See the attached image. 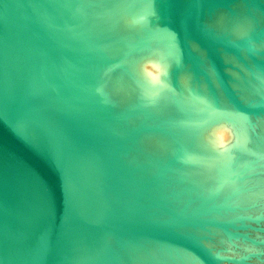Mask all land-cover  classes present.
Masks as SVG:
<instances>
[{
    "label": "bare ground",
    "instance_id": "bare-ground-1",
    "mask_svg": "<svg viewBox=\"0 0 264 264\" xmlns=\"http://www.w3.org/2000/svg\"><path fill=\"white\" fill-rule=\"evenodd\" d=\"M27 1L33 11L35 33L27 28L15 0H0V86L50 137L73 119L76 111L82 112L69 133L67 143L74 146L62 154L63 163L76 179H93L106 169L108 176L91 190L75 192L80 209L108 210L141 184V194H150L177 160L194 165L197 179L207 183L214 175L213 168L233 153L242 162L260 154L264 158V115L243 116L223 95L204 48L185 31L181 13L186 0H179L173 34L167 24L166 0ZM221 2L225 0H207L204 12ZM222 5L227 6L228 14L213 16L214 12L208 28L227 40L248 36L264 23V13L247 0ZM88 9L93 10L92 15L87 14ZM162 38L166 40L165 56L159 48L149 47ZM125 43H129L130 55L124 60L120 54ZM251 45L259 50H252V57L242 48L229 51L215 46L223 75L241 101L264 99V34ZM135 49L144 53L133 57ZM172 49L176 59L170 55ZM103 63L118 65L122 71L111 79L112 88L129 99L131 107L115 117L123 115L125 121H137L134 129L111 121L110 104L97 82V68ZM165 86L170 87L171 96ZM163 113L172 119L171 126L151 128L148 120ZM249 118L252 129L246 122ZM130 149H134L135 162L143 157L136 167L122 158ZM187 167L186 173L191 174ZM252 181L254 188L241 194L238 202L262 201L264 209V178L258 176ZM228 186L225 182L217 194ZM148 210L157 212L150 207L135 214L149 216ZM218 210L208 215L223 218V211ZM179 229L195 236L216 255L219 264H232L220 257L226 252L216 250L226 244L221 229L205 225ZM92 234L113 255L76 239L72 248L82 264H197L189 252L163 241L110 231ZM111 242L124 252L113 248ZM144 243L159 250L148 249Z\"/></svg>",
    "mask_w": 264,
    "mask_h": 264
},
{
    "label": "water",
    "instance_id": "water-1",
    "mask_svg": "<svg viewBox=\"0 0 264 264\" xmlns=\"http://www.w3.org/2000/svg\"><path fill=\"white\" fill-rule=\"evenodd\" d=\"M166 1L167 24L173 34L175 20L179 14V0ZM206 1L186 0L181 13L186 33L204 48L215 79L232 108L243 116L251 114L254 117L258 113L264 115V99L249 101L238 99L223 75L215 52L216 45L229 51L242 48L252 57V50L256 52L259 50L253 48L251 41L264 34V23L257 25L248 36L227 40L222 34L214 33L205 25L203 21L205 14L211 12H204ZM235 1L237 0H225L217 3L220 5L216 8L223 7L228 10L227 6L222 4ZM247 1L264 13V1ZM15 2L27 21V28L35 33L31 5L27 0ZM87 14L92 15L93 10ZM162 39L165 48L166 40ZM181 50L184 52L183 47ZM174 51L175 56L176 50ZM57 54L51 57L52 61L56 60ZM110 110L113 115L111 121H124L123 115L117 118L115 116L127 109ZM81 115L82 112L76 111L74 118L61 125L55 136L50 137L0 86V264H82L72 248V243L76 239L90 247L105 251L109 256L113 255L106 244L98 242L93 237L92 233L95 231H110L116 235L128 233L163 241L189 252L197 264H219L216 255L203 243L179 228L205 225L221 229L226 237L240 235L242 239H248L242 233L233 230L237 227L236 223H242L244 220H264L261 213L256 215L248 212L231 213L220 219L208 215L218 207L223 211L230 210L225 200L216 202L222 192L217 194L222 185L227 181H234V177L237 176L227 171L229 159L223 164L225 172L219 174L216 170L213 184L207 186L206 191L200 192L197 202L189 201L188 197L179 207L172 208V211L166 210L160 215L136 216V212L153 206L149 196L147 201H140L141 197L147 194L143 192L141 194L139 189L133 193L126 192L123 202L108 210L80 209L76 204L75 192L91 190L108 176L106 169L96 178L76 179L63 163L62 154L74 146V143H67L69 133ZM246 122L252 129V119L249 118ZM123 128L133 127L123 125ZM151 128L159 126L151 125ZM191 168L188 167L189 170ZM191 174L197 179L196 173L192 171ZM248 240L252 241L250 238ZM220 257L232 262L237 260L229 255Z\"/></svg>",
    "mask_w": 264,
    "mask_h": 264
},
{
    "label": "rangeland",
    "instance_id": "rangeland-1",
    "mask_svg": "<svg viewBox=\"0 0 264 264\" xmlns=\"http://www.w3.org/2000/svg\"><path fill=\"white\" fill-rule=\"evenodd\" d=\"M88 10H92V9H88ZM211 12H209L211 14L206 13L203 19L204 23H206L205 25L207 26L211 24L212 22L211 17L214 12L216 13L213 14V16L220 13L228 14L227 13L228 10H226L223 7L219 9L215 8ZM164 43L165 42L163 39L162 40L158 39L155 40L149 47L159 48L160 52H162L165 56L166 52L163 47ZM125 44L126 47L124 46L123 48L124 52L122 51L120 54L121 55L120 58H123L124 60L127 59L130 55L128 53V50L130 48L129 43H125ZM172 52H170V55L174 59H176V56H174V49H172ZM143 53L144 52L142 51V49H135L132 51V54L134 55L133 57H138V56L140 57ZM121 72L122 71L119 69L118 65L112 63H103L99 65L97 68V82L101 87V89L102 88L104 89L102 90L104 91L105 97L113 111H120L131 107L130 105L131 103L129 99H124L120 97L114 91L115 89L112 88L111 79L117 73L121 74ZM164 88L165 91L167 90L166 92L168 93L169 96L171 94L170 87L165 86ZM168 116H169L168 114L167 115L162 114L161 116L158 117H152L148 120V123H150L153 126L157 125L159 127L169 128L173 122L172 119L169 120ZM128 124L132 125L133 128L131 129H134L137 126V121L130 122V120L129 121L124 120L122 121V128L123 125L130 126ZM122 128L118 130H123ZM124 129H130V128H124ZM252 132L255 131L252 130ZM233 155H230L229 158L227 157L229 159L227 161V171L231 172L232 174H237V176L234 177L235 178L234 181H227V183L229 184L228 188L223 192H221V194H219L216 201V202H220L221 200H225V204H228L230 206L229 207L230 210L223 211V209L220 208L216 212L219 213L223 211V214L221 215L222 217L228 216L231 213H239V212H248L251 213L252 215L261 213V215H264V209H262L263 206L261 205L262 201L258 202V200H256L253 201V203L251 202V204L249 203L246 205H241L238 202L241 194L254 188L255 184L252 181L253 179L255 180V178H257L258 176L264 178V158L260 154L257 156H253L252 158L250 157V159L248 158L246 161L242 162L239 161L235 153H233ZM133 156H134V149H130V151L127 154H125L123 157L126 160V163L127 162L132 163L134 164L133 166L136 167L135 165H137L138 162H141L143 157L141 156L142 158L140 157L138 161L135 162L133 160ZM223 164L221 166L213 168L214 175L206 183L205 180L202 182L198 179H195L193 175L186 173V166L189 165L191 168L194 165H190V163H188L187 165L186 162L182 163V161L180 160L173 162L171 166L164 172L163 176L160 179H158V183L150 191V194H147L146 191L143 192L146 193L147 195L141 197L140 201L141 202L147 201L149 196V199L153 204L151 209L153 208L154 210H157V212L148 210L147 212L149 213H147V215L148 214L149 216L155 214L160 215V213L165 212L166 209L168 210H172V208L175 209L176 207H179L180 204H183L188 197H190L189 201L194 203L197 202L198 195L200 194V192L206 191L207 190L206 187L213 184L216 170L219 173L220 171H222V168L224 167L223 172H225V166ZM192 169L193 168H191L190 170ZM141 186L142 184L138 186L137 190ZM161 197L163 199H161ZM236 225L237 227L233 228V230L242 233L243 235H245V237H248V239L249 238L252 239V241H249L248 239H242L240 235H233L227 237L228 239L226 238L225 246H221L218 249L214 247L213 249L221 250L224 253L226 252L225 254L232 256L233 258H236L237 260L235 262L230 261L232 262V264H264V220H256V221L244 220L242 223L237 222ZM216 236L218 235L215 234V236L213 237L216 238ZM144 244L148 249H151L153 247L155 249L154 251L159 250V247L155 248L154 245L146 244V243ZM111 246L112 247L114 246L113 248L121 251V253L124 252V250L120 249V247L115 242H111ZM167 257L169 258L170 256Z\"/></svg>",
    "mask_w": 264,
    "mask_h": 264
},
{
    "label": "clouds",
    "instance_id": "clouds-1",
    "mask_svg": "<svg viewBox=\"0 0 264 264\" xmlns=\"http://www.w3.org/2000/svg\"><path fill=\"white\" fill-rule=\"evenodd\" d=\"M222 139L223 140H227V135L226 134H222Z\"/></svg>",
    "mask_w": 264,
    "mask_h": 264
}]
</instances>
